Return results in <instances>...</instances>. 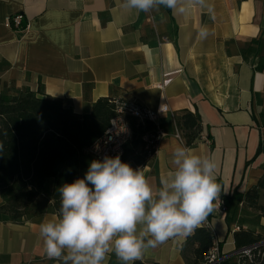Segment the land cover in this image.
Returning a JSON list of instances; mask_svg holds the SVG:
<instances>
[{
	"label": "crops",
	"instance_id": "1",
	"mask_svg": "<svg viewBox=\"0 0 264 264\" xmlns=\"http://www.w3.org/2000/svg\"><path fill=\"white\" fill-rule=\"evenodd\" d=\"M207 3L211 15L201 7L139 12L123 0H0V91L40 86L76 114L89 113L100 98L134 100L152 111L166 105L154 119L165 133L155 153H145V164L127 162L154 187L171 173L175 144L187 146L175 117L183 110L197 114L200 136L187 147L215 161L221 185L200 227L212 231L229 259L237 253L224 197L245 194L264 166V0ZM15 14L22 15L17 29L5 23ZM204 25L210 35L201 39ZM46 184L50 191L52 180ZM50 203L48 192L39 196L21 221L0 211V264H60L48 258L39 233L40 223L56 215ZM188 237L148 248L138 261L186 264ZM103 264L121 262L110 253Z\"/></svg>",
	"mask_w": 264,
	"mask_h": 264
},
{
	"label": "clouds",
	"instance_id": "2",
	"mask_svg": "<svg viewBox=\"0 0 264 264\" xmlns=\"http://www.w3.org/2000/svg\"><path fill=\"white\" fill-rule=\"evenodd\" d=\"M139 12L206 8L207 0H123ZM206 39V25L198 33ZM217 165L182 143L171 150V173L154 187L141 168L120 155L93 159L84 176L57 188V214L39 225L44 251L60 264H103L114 253L121 264H135L148 248L186 238L201 226L221 195Z\"/></svg>",
	"mask_w": 264,
	"mask_h": 264
},
{
	"label": "trees",
	"instance_id": "3",
	"mask_svg": "<svg viewBox=\"0 0 264 264\" xmlns=\"http://www.w3.org/2000/svg\"><path fill=\"white\" fill-rule=\"evenodd\" d=\"M114 114L115 104L108 98L94 102L89 113L76 114L60 99L43 95L40 86L37 91L28 87L14 89L11 93L0 91V194L4 200L1 213L12 221H21L30 215V205L48 192L49 208L57 214L60 204L57 188L84 176L89 162L96 159L88 152V147L105 132ZM127 118L132 138L125 143L121 159L135 165L145 164L148 160L142 136L153 134L155 125L150 120L141 124L135 118ZM175 125L187 146L196 143L201 132L197 114L183 110L175 117ZM138 149L140 153H136ZM262 170L256 185L245 194L224 197L225 220L228 221L229 210L238 197L264 218V200L260 201L264 196V166ZM48 180H52L50 191L46 189ZM212 238L209 228H197L183 245L185 263L203 264ZM262 239L250 230L233 233L236 250L264 241ZM240 258V264H264V245L253 250L252 260ZM228 260L220 264H229ZM135 264L158 263L136 261Z\"/></svg>",
	"mask_w": 264,
	"mask_h": 264
},
{
	"label": "built area",
	"instance_id": "4",
	"mask_svg": "<svg viewBox=\"0 0 264 264\" xmlns=\"http://www.w3.org/2000/svg\"><path fill=\"white\" fill-rule=\"evenodd\" d=\"M21 20L22 15L15 14L6 17L5 23L9 27L17 29L21 25ZM113 103L115 104V114L109 119L105 132L88 147V152L96 159H102L105 155H120L122 157L125 143L132 138V128L127 118L128 116L135 118L141 124L145 120H150L154 123L157 113L167 110L166 105H162L156 111L148 110L134 100L124 102L113 101ZM154 125L155 131L153 134H144L142 136L144 150L148 157L155 153L158 142L165 136V133L155 123ZM176 136L180 137L178 132ZM220 204L222 205L223 202L220 201ZM263 245L264 241H261L255 245L240 249L237 254L240 257H246L247 260H252L253 250H257ZM258 254H260V250ZM225 259L226 257L221 254L217 241L212 238L211 245L203 259V264H220Z\"/></svg>",
	"mask_w": 264,
	"mask_h": 264
},
{
	"label": "rangeland",
	"instance_id": "5",
	"mask_svg": "<svg viewBox=\"0 0 264 264\" xmlns=\"http://www.w3.org/2000/svg\"><path fill=\"white\" fill-rule=\"evenodd\" d=\"M263 200L264 196L260 198V201ZM229 224L231 226V230H250L254 233V235H259L260 238L264 239V218L261 217L260 213L256 209L247 207L243 200L235 202L230 213ZM228 261L229 264L242 263L238 254L230 257Z\"/></svg>",
	"mask_w": 264,
	"mask_h": 264
},
{
	"label": "water",
	"instance_id": "6",
	"mask_svg": "<svg viewBox=\"0 0 264 264\" xmlns=\"http://www.w3.org/2000/svg\"><path fill=\"white\" fill-rule=\"evenodd\" d=\"M239 252V250H236V253H238Z\"/></svg>",
	"mask_w": 264,
	"mask_h": 264
}]
</instances>
